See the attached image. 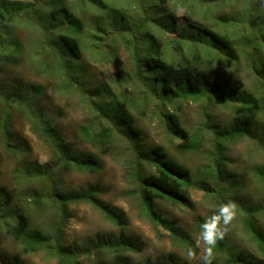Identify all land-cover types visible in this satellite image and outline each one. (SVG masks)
Returning <instances> with one entry per match:
<instances>
[{"label": "trees", "instance_id": "16d2710c", "mask_svg": "<svg viewBox=\"0 0 264 264\" xmlns=\"http://www.w3.org/2000/svg\"><path fill=\"white\" fill-rule=\"evenodd\" d=\"M38 1L0 0V166L3 154L16 158L21 164L15 172L17 185L22 182V187L15 191L0 183V228L21 244L24 253L37 254L46 250L51 257L58 259V264H83L84 258L91 260L90 264H132L123 254L142 251L136 240L128 238L123 230L118 237L98 235L92 240L93 250L77 251L65 248L61 235H55L52 242L46 233L31 224L34 214L44 215L51 211L60 215L66 226L70 218L69 204L85 200L117 227L123 229L129 225L122 211L98 198L99 186L89 187L83 196L64 188L66 174L99 173L103 169L102 161L92 152L75 150L74 145L64 139L50 112L42 105L46 89L5 77L8 68L23 63L42 62L46 65L43 59L50 51L45 42L42 44L46 51L38 54L36 48L29 47L18 35L17 26H37L44 41L57 49L49 61L62 75L69 74V84L75 82L78 88V65L83 58L82 46L86 44L87 47L89 34L92 33L93 45L98 49L105 47L114 53L121 46L131 53L144 98L139 103L119 99L106 88L91 91L90 95L97 98L94 104L104 120L100 124L94 120L91 125L81 126L79 136L102 156L112 155L120 149H124L129 157L131 155L127 173L134 191L124 196H137L145 215L157 228L189 245L187 236L179 233L178 220L167 218L158 210V205L170 202L191 207L190 189L198 182L195 183L190 170L166 148L146 146L132 110H138L143 117L151 101L159 97L166 99L163 103L171 104V107L172 103H181L174 108L175 113L167 112L163 105L161 121L172 138V145L184 153L198 151L209 132L219 152L226 143L261 137L257 128L264 115V8L260 7L264 0H47L44 4H37ZM231 2L234 9L241 7V12L237 13L239 16H234L238 36L242 31L245 33L239 46L220 34L222 24L225 27L232 25L229 19L220 16L206 25L215 11L224 10ZM200 9L201 20H198L196 16ZM182 10L184 13L180 16ZM33 17L39 21L36 25ZM104 17L111 19V22L107 21V27L118 32L112 42L104 35H108L109 29L101 26ZM242 59L249 67L246 72L255 80L250 91H241L237 81L227 76V69L240 64ZM204 101H207L205 110H212V106L219 104L231 109L235 116L225 128L215 127L210 121L191 134L182 126L179 117L183 104ZM14 113L22 115L34 134L50 148V163L43 166L28 160L31 152L29 140L15 128ZM224 161V158L216 157L211 171L203 174L205 179L202 176L198 184L208 197L218 198L220 202H223L220 194L234 192L239 186L235 179L237 175L221 170L226 167ZM257 174L264 183V166L257 170ZM228 176L234 180L227 187L224 181ZM212 180L216 181L217 189L209 187ZM35 183L39 184V189L31 187ZM245 203L250 205L249 201ZM262 212V205L246 211L243 224L264 258V229L259 225ZM225 247L221 240L215 249L227 252L228 259L222 263L213 260V264H264V260ZM102 252H114L118 256L106 261L97 254ZM15 260L22 264L17 257ZM146 264L187 263L170 254Z\"/></svg>", "mask_w": 264, "mask_h": 264}, {"label": "rangeland", "instance_id": "374dc122", "mask_svg": "<svg viewBox=\"0 0 264 264\" xmlns=\"http://www.w3.org/2000/svg\"><path fill=\"white\" fill-rule=\"evenodd\" d=\"M11 1L28 2V0ZM46 1L40 0L37 4H44ZM231 4L232 2L227 4L222 11H215L206 25H210L212 21L220 16L229 19L232 25L225 27L222 24V30H219L220 34L229 37L236 46H239L238 44L241 45L245 33L242 31L241 36H238L234 16H239L237 13L241 12V7L239 5L234 9ZM260 7L263 10L264 1L260 4ZM201 12V9L198 10L196 16L198 20H201ZM183 13L182 10L179 13L180 16ZM107 21L111 22V19L104 17L101 21L103 28L107 27ZM38 22L37 18L33 17L34 25ZM17 27L18 35L25 44L36 48L38 54H42L46 51L42 44L45 42L44 45L47 46L46 49L50 51V54L43 59L46 61V65L42 62L31 65L23 63L8 68L5 77L39 85L46 89L47 95L42 99V105L50 112L64 139L74 145L75 150L79 152L96 154L103 163V169L96 174H66L63 179L64 188H68L74 194L83 196L89 187L99 186L98 198L122 211L129 222V225L123 229L117 227L90 203L85 200H75L69 204L67 212L70 218L67 220L66 226L63 225L64 219H61L60 215L48 211L44 215H33L31 220L33 228L46 233L52 242L55 235H61L63 246L77 251L88 248L93 250L95 246L92 244V240H95L98 235L106 238L109 236L118 237L123 230L125 235L132 240L135 239L137 246L142 249L141 252L128 251L123 254L132 264H146L147 261L156 262L170 254H175L181 261L187 263L182 259V254L194 245L193 238L199 234L204 220L215 211L219 204L233 201L237 205V216L230 231L223 239L226 244L225 248L245 252L247 255L264 260L260 256L250 234L244 229L243 224L246 211L260 208L261 205L264 206V183L259 180L257 174V170L264 166V115L260 117L257 128L258 134H262L261 137L244 139L235 144L226 143L227 145L224 146L223 151L219 152L216 149L217 145L213 140L212 133L209 132L206 142L198 151L184 153L172 145V138L167 133L165 124L161 121V107L163 105L167 112L175 113L174 108L177 109V106L181 103H172L173 107H171V104L163 103V100L166 99L159 97L151 101L150 108L147 109V114L143 117L140 116L138 110H132V115L136 117L137 126L143 133L146 146L159 145L166 148L171 156L190 170L195 183L198 182L196 186L190 189L191 207H182L170 202H162L158 205V210L167 218L178 220L179 233L181 236L186 235L190 242L189 245H184L169 236L168 232L157 228L147 218L137 196H124L134 191V185L127 173L131 155L129 157L124 149H120L112 155L102 156L92 145L84 143L79 136L81 126L91 125L94 120L100 124L104 120L94 104L97 98L90 95L91 91L106 88L119 99L126 98L132 102L136 100L139 103L144 98V89L135 76L131 53L121 46L119 51L114 53H110L105 47L98 49L93 45L92 33L89 34L86 38L87 47H85L86 44L82 46L83 58L78 65L79 70L76 76L80 83L75 80L80 86L78 88L75 82L72 85L69 84V74L62 75L49 61L53 58L57 49L49 45L48 41H44L38 27ZM108 29L109 27H107ZM104 35L108 41L112 42L118 32L109 29L108 35ZM246 68L249 67L245 59H242L240 64L232 65L227 69L228 73L226 72L227 76L230 75L234 81H237L236 83L239 84L241 91H250L252 85L255 84V80L248 75ZM206 106L207 101L183 104V110L179 117L182 126L191 134L203 128L210 121L215 127L225 128L235 116L228 107L218 104L212 106V110L210 108L205 110ZM13 120L15 128L24 133L29 140L31 152L28 155V160L39 162L43 166L50 163L52 151L34 134L31 126L23 119L22 115L14 113ZM219 156L225 159L224 163L226 164V167L221 170L237 175L235 179L239 185L234 192L225 195L220 194L223 196V202H220L218 198L216 200L211 196L208 197V194L198 187L202 176L205 179L203 174L211 171V167L216 163V157ZM20 165L16 158L3 154V161L0 166V183L10 186L13 191L22 187V182L17 185L15 174ZM233 180L234 178L228 176L224 181V185L228 187ZM31 187L39 189V184L35 183ZM209 187L217 189L216 181H210ZM245 201H249L250 205H246ZM259 225L264 229L263 212L259 216ZM226 253L217 252L214 249V260L222 263L226 258L228 259ZM97 254L106 261H112L118 256L114 252ZM199 254L200 250L197 249L198 258L192 264H201ZM16 257L22 264H58V259L51 257L46 250H42L37 254L24 253L21 244L15 238L9 237L0 228V264H20L15 260ZM90 263L91 260L84 258L83 264Z\"/></svg>", "mask_w": 264, "mask_h": 264}, {"label": "clouds", "instance_id": "9594fccd", "mask_svg": "<svg viewBox=\"0 0 264 264\" xmlns=\"http://www.w3.org/2000/svg\"><path fill=\"white\" fill-rule=\"evenodd\" d=\"M236 216L235 202L227 201L219 204L215 211L204 220L199 234L193 238L194 245L186 249L182 254V259L187 264H192L198 258L197 249H199L201 264H213L214 249L218 241L223 240L228 234Z\"/></svg>", "mask_w": 264, "mask_h": 264}]
</instances>
